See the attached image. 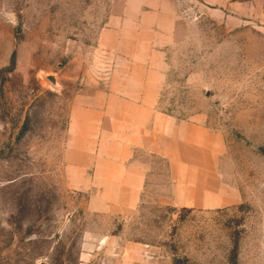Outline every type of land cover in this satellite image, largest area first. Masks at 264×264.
Returning <instances> with one entry per match:
<instances>
[{"label": "rangeland", "instance_id": "374dc122", "mask_svg": "<svg viewBox=\"0 0 264 264\" xmlns=\"http://www.w3.org/2000/svg\"><path fill=\"white\" fill-rule=\"evenodd\" d=\"M131 73L207 128L226 203L169 202L151 154L109 209L101 112ZM0 264H264V0H0Z\"/></svg>", "mask_w": 264, "mask_h": 264}, {"label": "crops", "instance_id": "0c3cea01", "mask_svg": "<svg viewBox=\"0 0 264 264\" xmlns=\"http://www.w3.org/2000/svg\"><path fill=\"white\" fill-rule=\"evenodd\" d=\"M146 74H127L132 80L141 79L142 85H127L116 92L117 102L110 94L101 112V126L106 131L100 140L104 150L95 157L93 166L109 209L128 210L136 203L149 172L144 157L151 154L167 160L174 190L169 202L207 208L226 203L227 189L207 159V128L191 119L159 112L157 85L144 83ZM109 146L112 149L105 150Z\"/></svg>", "mask_w": 264, "mask_h": 264}]
</instances>
